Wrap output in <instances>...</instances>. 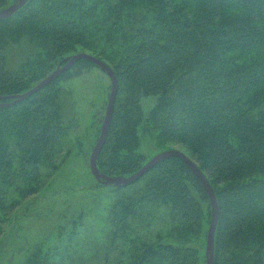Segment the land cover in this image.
<instances>
[{
	"label": "trees",
	"instance_id": "obj_1",
	"mask_svg": "<svg viewBox=\"0 0 264 264\" xmlns=\"http://www.w3.org/2000/svg\"><path fill=\"white\" fill-rule=\"evenodd\" d=\"M23 38L38 51L11 71L6 51ZM78 52L105 61L118 79L100 171L128 176L144 165L142 127L160 147L183 144L218 199L215 264H264V0H28L0 18V103ZM95 65L79 59L29 97L0 105V235L7 213L44 188L67 148L73 128L61 79ZM117 187L101 264H206L212 205L182 158ZM41 251L28 264H64L61 248Z\"/></svg>",
	"mask_w": 264,
	"mask_h": 264
},
{
	"label": "rangeland",
	"instance_id": "obj_2",
	"mask_svg": "<svg viewBox=\"0 0 264 264\" xmlns=\"http://www.w3.org/2000/svg\"><path fill=\"white\" fill-rule=\"evenodd\" d=\"M37 51L27 38L12 43L6 51L8 69L18 70ZM60 85L64 117L73 128L67 148L59 155L57 168L44 188L37 195L21 199L7 213L0 235V264H28L34 252L57 248L65 254L64 264H101L103 261L106 239L103 221L120 190L116 184H105L96 178L90 168V157L101 132L111 79L95 65L80 75L61 79ZM155 99L151 96L142 101L146 112ZM139 135L138 150L146 162L171 148L192 156L181 143L169 144L171 148L160 147L155 131H145L142 127ZM74 220L78 233L70 239ZM61 227L63 232L68 228L65 238L58 236Z\"/></svg>",
	"mask_w": 264,
	"mask_h": 264
},
{
	"label": "water",
	"instance_id": "obj_3",
	"mask_svg": "<svg viewBox=\"0 0 264 264\" xmlns=\"http://www.w3.org/2000/svg\"><path fill=\"white\" fill-rule=\"evenodd\" d=\"M28 0H15L13 3L9 4L3 9H0V18H8L11 15H13L16 11H18L21 7H23ZM88 59L94 64H96L98 67H100L111 79V90L108 98V103L106 107V112L104 116V120L102 122L101 132L97 139V142L93 148V151L91 153L90 157V168L92 173L96 176V178L105 183V184H116L117 186H123L130 184L131 182L135 181L136 179H139L142 177L145 173H147L154 165L158 164L159 162L163 161L164 159L170 157V156H178L182 158L187 165L192 169V171L196 174V176L201 181L202 185L204 186L211 205H212V218L209 225V229L207 232V240H206V248H205V255H206V264H215V234H216V228L218 224L219 219V203L216 196V192L206 177L205 173L199 168V166L194 162L184 151L171 148L167 150H163L153 157H151L147 162L144 163V165L136 172L128 175V176H111L106 173H103L100 171L97 160L98 156L102 150L103 145L106 142L111 121L113 117L117 92H118V79L114 72V70L102 59L88 53V52H78L70 56L68 60L56 69H54L50 74H48L45 78H43L40 82H38L36 85H34L29 90L15 94L10 96L12 98L9 102L0 103V105H12L18 101H21L22 99H25L32 95L33 93L37 92L47 84L51 83L53 80L57 79L62 73L70 69L77 60L79 59Z\"/></svg>",
	"mask_w": 264,
	"mask_h": 264
}]
</instances>
